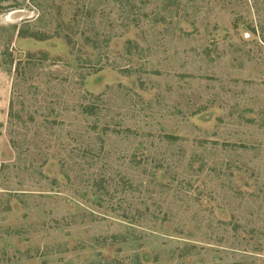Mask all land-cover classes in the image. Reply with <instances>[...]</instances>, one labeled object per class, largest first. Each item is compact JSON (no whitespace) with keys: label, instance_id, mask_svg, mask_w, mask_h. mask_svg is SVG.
<instances>
[{"label":"rangeland","instance_id":"1","mask_svg":"<svg viewBox=\"0 0 264 264\" xmlns=\"http://www.w3.org/2000/svg\"><path fill=\"white\" fill-rule=\"evenodd\" d=\"M0 264H264V0H0Z\"/></svg>","mask_w":264,"mask_h":264}]
</instances>
